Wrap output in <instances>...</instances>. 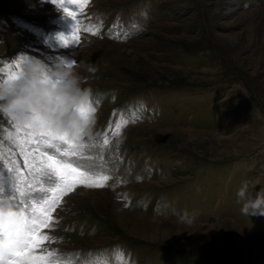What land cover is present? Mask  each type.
Returning a JSON list of instances; mask_svg holds the SVG:
<instances>
[{"label":"rangeland","instance_id":"1","mask_svg":"<svg viewBox=\"0 0 264 264\" xmlns=\"http://www.w3.org/2000/svg\"><path fill=\"white\" fill-rule=\"evenodd\" d=\"M64 7L79 21L67 47ZM24 58L49 72L75 61L99 135L83 149L93 159H71L110 175L57 193L41 233L58 264H264V216L243 215L236 196L244 181L264 189V0H0V83ZM14 123L0 109L6 191L9 148L23 167ZM184 210L198 213L192 227Z\"/></svg>","mask_w":264,"mask_h":264},{"label":"snow or ice","instance_id":"2","mask_svg":"<svg viewBox=\"0 0 264 264\" xmlns=\"http://www.w3.org/2000/svg\"><path fill=\"white\" fill-rule=\"evenodd\" d=\"M52 2L63 7V0H52ZM68 2L76 3L77 0H68ZM81 3L87 4L88 0H81ZM63 11L75 23L70 35H61L59 39L65 47L73 42L78 44L80 37L76 35V32L79 21L76 13L69 11L66 7L63 8ZM84 30H88L87 25L84 26ZM92 34H101L100 26H96ZM26 61L27 58H24V63ZM8 67L11 68L12 65ZM15 68V72L9 71L8 78L4 82L19 77L22 73L20 61L15 62ZM80 110L82 113L88 110L97 111L93 105L91 109L81 108ZM2 111L15 122L13 127L16 128L17 133L23 130V138L16 137L14 139L15 134L8 133V139L13 141L19 149V156L23 158V167L16 159L17 154L9 148V155L4 159V163L7 164L10 190L6 191L3 183L5 176L0 173V203L9 201L17 208L27 209L28 215L21 227L6 233L0 232V242L4 246L0 247V264H58L53 259V252L42 247L45 242H53L55 238L41 233L43 227H52L50 210L57 204L59 199L57 193H64L67 189L74 190L77 186L91 189L107 187L110 175L99 172L93 166L85 167L82 164L74 163L71 158L93 159L91 156L85 157L83 152L85 143L54 131L39 113H33L30 119L21 121L14 114L3 109ZM128 123L129 121L123 118L119 122H115L113 134L118 136L122 127ZM104 144H109L107 136L104 139ZM4 155L0 151V157H4ZM66 157L69 159H65ZM45 183L55 185V187L46 189L43 186ZM49 192L50 196L47 195ZM35 193H45L39 204L33 198ZM34 249H40L45 254L35 255L33 254Z\"/></svg>","mask_w":264,"mask_h":264},{"label":"clouds","instance_id":"3","mask_svg":"<svg viewBox=\"0 0 264 264\" xmlns=\"http://www.w3.org/2000/svg\"><path fill=\"white\" fill-rule=\"evenodd\" d=\"M46 64L38 58L26 61L17 79L0 83V109L26 121L33 113H39L56 132L70 139L85 143L99 135L95 131L96 111L91 109L92 90L82 87V77L76 63L61 61L49 72ZM95 73L96 68L87 67ZM120 143L119 140L116 141ZM249 183L244 181L237 189V203L246 216H264V189L250 195ZM28 210L20 207H0V232H9L22 226ZM179 223L192 227L198 221L197 212L184 210L177 213ZM0 247H4L0 242ZM7 250L6 248L4 249Z\"/></svg>","mask_w":264,"mask_h":264}]
</instances>
